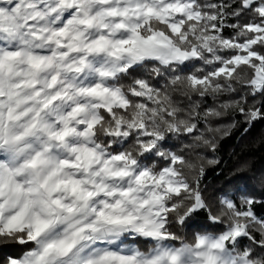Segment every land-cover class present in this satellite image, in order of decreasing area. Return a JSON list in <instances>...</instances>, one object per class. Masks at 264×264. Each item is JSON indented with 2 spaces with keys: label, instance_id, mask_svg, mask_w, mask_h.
Wrapping results in <instances>:
<instances>
[{
  "label": "snow or ice",
  "instance_id": "6c2138e0",
  "mask_svg": "<svg viewBox=\"0 0 264 264\" xmlns=\"http://www.w3.org/2000/svg\"><path fill=\"white\" fill-rule=\"evenodd\" d=\"M148 61L163 88L120 83ZM230 114L264 119V0H0V242L28 247L6 264H264V199L213 204L218 161L186 154L215 151ZM169 134L190 143L164 150ZM201 213L217 233L170 230ZM128 233L155 243L119 247Z\"/></svg>",
  "mask_w": 264,
  "mask_h": 264
},
{
  "label": "trees",
  "instance_id": "16d2710c",
  "mask_svg": "<svg viewBox=\"0 0 264 264\" xmlns=\"http://www.w3.org/2000/svg\"><path fill=\"white\" fill-rule=\"evenodd\" d=\"M231 34L230 29L225 30V35ZM202 66L201 64H186L180 66V71L181 74H187L195 67ZM156 67H161L157 61H148L142 65L134 66L129 74L121 79L120 83L128 85L133 79H146L154 87L163 88L171 73L162 71L161 75H155L152 69ZM230 98L238 99L239 97L233 94L222 97L221 101ZM179 99L183 100V97H179ZM221 101L208 97L203 102L202 107H211ZM142 102L150 103L146 100H142ZM233 123H235V127H230ZM212 126L228 129L227 135L216 134V150L200 148L197 149L196 153H186L194 163H199L196 158L197 154L203 156L205 161H218L216 164H204L205 173L201 179L200 187L205 197L213 204L223 194L238 198L244 192H253L258 199H264V195H261L264 193V119L246 124L244 118L239 114H230L220 120L213 121ZM209 137L211 138V134ZM186 143H190L188 138L169 134L161 143V148L168 151H178ZM114 147H121V145L118 144ZM142 163L149 167L152 165L162 167L167 161L155 154H146L142 158ZM257 211L264 216V209L258 208ZM221 227L208 220L205 213L189 219L184 225H178L175 221L170 224V230L187 241H191L197 232L217 233ZM248 244V240H241L240 247H247ZM27 250L28 247L14 242H0V263H6L9 257L20 256Z\"/></svg>",
  "mask_w": 264,
  "mask_h": 264
},
{
  "label": "rangeland",
  "instance_id": "374dc122",
  "mask_svg": "<svg viewBox=\"0 0 264 264\" xmlns=\"http://www.w3.org/2000/svg\"><path fill=\"white\" fill-rule=\"evenodd\" d=\"M118 245L119 247L138 248L141 251H147L153 247L154 241H151L144 237L137 236L135 234L128 233V234H125L124 237H122V240L118 242ZM179 245H180V242H176V241L168 242V246L170 247H178ZM97 246L108 247L107 244H99ZM0 264H6V263H0Z\"/></svg>",
  "mask_w": 264,
  "mask_h": 264
},
{
  "label": "clouds",
  "instance_id": "9594fccd",
  "mask_svg": "<svg viewBox=\"0 0 264 264\" xmlns=\"http://www.w3.org/2000/svg\"><path fill=\"white\" fill-rule=\"evenodd\" d=\"M97 135H98V138H99V142H103V133H102V130L100 128L97 129ZM126 151H132V152H136L138 151V149L135 147V143H132V144H129L126 146V148L124 149ZM122 240V237H120L118 240H117V244L118 242H120ZM155 243V242H154Z\"/></svg>",
  "mask_w": 264,
  "mask_h": 264
}]
</instances>
